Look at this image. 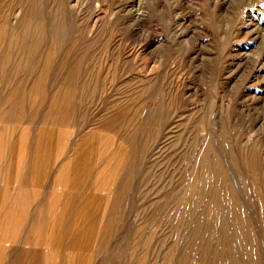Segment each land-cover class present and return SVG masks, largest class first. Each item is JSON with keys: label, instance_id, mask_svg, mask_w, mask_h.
Returning <instances> with one entry per match:
<instances>
[{"label": "rangeland", "instance_id": "1", "mask_svg": "<svg viewBox=\"0 0 264 264\" xmlns=\"http://www.w3.org/2000/svg\"><path fill=\"white\" fill-rule=\"evenodd\" d=\"M11 122L120 148L93 264H264V0H0Z\"/></svg>", "mask_w": 264, "mask_h": 264}, {"label": "bare ground", "instance_id": "2", "mask_svg": "<svg viewBox=\"0 0 264 264\" xmlns=\"http://www.w3.org/2000/svg\"><path fill=\"white\" fill-rule=\"evenodd\" d=\"M48 128L0 124V264H93L121 151L112 137L81 130L75 143Z\"/></svg>", "mask_w": 264, "mask_h": 264}]
</instances>
